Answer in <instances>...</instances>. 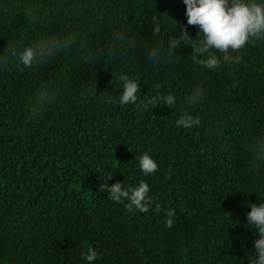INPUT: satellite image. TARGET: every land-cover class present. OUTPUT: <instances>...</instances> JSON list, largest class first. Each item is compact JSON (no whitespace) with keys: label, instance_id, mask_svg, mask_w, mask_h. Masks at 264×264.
<instances>
[{"label":"trees","instance_id":"1","mask_svg":"<svg viewBox=\"0 0 264 264\" xmlns=\"http://www.w3.org/2000/svg\"><path fill=\"white\" fill-rule=\"evenodd\" d=\"M181 25L197 38L183 0H0V55L75 37L38 66L11 56L0 66V264H89V247L99 254L92 264H248L259 234L246 213L264 202V161L250 152L264 145V41L215 69L193 62L189 41L147 61L141 46L167 53ZM121 74L139 83L136 104H119ZM196 89L203 99L192 104ZM44 92L54 100L33 115ZM184 112L200 125L178 127ZM141 154L157 163L154 174L141 173ZM140 180L153 201L147 213L103 190Z\"/></svg>","mask_w":264,"mask_h":264},{"label":"clouds","instance_id":"2","mask_svg":"<svg viewBox=\"0 0 264 264\" xmlns=\"http://www.w3.org/2000/svg\"><path fill=\"white\" fill-rule=\"evenodd\" d=\"M183 3L187 24L197 26L200 30L197 38H191L187 29L181 25L178 37L172 34L168 36L167 53L160 45L144 44L141 46V51L147 61L157 64L166 55L174 53L173 49L179 48L182 41H189L193 62L207 69H215L220 67L222 61L238 62L242 57L233 56L231 53H238L247 43L264 41V0H183ZM152 32L156 35L160 33V23L156 17H153ZM118 40L129 48L136 47L135 42L127 38L118 36ZM74 43L75 37L50 36L24 47L22 51L8 46V55H0V66L8 63V56L16 58L26 68L38 66ZM215 52L222 53V57H218ZM89 58L95 61L99 59V56L89 54ZM118 79L122 82L123 88L118 100L119 104H136L137 94L141 91L139 83L127 74H121ZM95 92L93 88L90 94L94 95ZM202 99V89L192 92L190 97L192 104H198ZM53 100L54 93H42L38 98V107L33 110V115L40 114L44 105ZM163 100L164 104L169 107L176 103V97L172 94L165 96ZM148 103L155 104V101L150 100ZM200 123L199 117L188 112H184L176 120L177 126L183 128H193L199 126ZM250 152L254 162L264 161V145L252 146ZM137 159L140 171L144 175H152L158 170L157 163L148 154H141ZM167 175L170 178V174ZM108 179H111V175ZM103 190L108 193L109 200L117 203L127 201L124 207L130 213L136 210L147 213L153 204L152 198L148 195L150 187L144 180H140L137 186H129L127 189L121 182L111 185L106 182L103 184ZM250 208L251 210L246 213L247 224L251 225L259 235L253 242L254 254L249 256L248 264H264V202L252 203ZM155 210L156 212L162 211L159 203L155 205ZM164 214L165 226L170 229L175 224V212L169 208L164 211ZM98 257L99 254L91 247L83 254V258L89 264L96 261Z\"/></svg>","mask_w":264,"mask_h":264}]
</instances>
